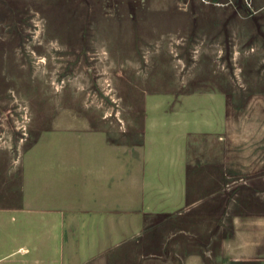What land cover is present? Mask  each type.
I'll return each mask as SVG.
<instances>
[{
	"label": "crops",
	"instance_id": "1",
	"mask_svg": "<svg viewBox=\"0 0 264 264\" xmlns=\"http://www.w3.org/2000/svg\"><path fill=\"white\" fill-rule=\"evenodd\" d=\"M3 32L0 58H16L22 39ZM2 98L0 135L16 120ZM249 102L264 106V96ZM176 106L173 117L143 115L124 138L53 117L27 146L13 132L0 144V264H264V145L257 215L245 214L230 190L244 180L231 171L248 168L230 163L229 94ZM251 217L257 226L245 227Z\"/></svg>",
	"mask_w": 264,
	"mask_h": 264
},
{
	"label": "rangeland",
	"instance_id": "2",
	"mask_svg": "<svg viewBox=\"0 0 264 264\" xmlns=\"http://www.w3.org/2000/svg\"><path fill=\"white\" fill-rule=\"evenodd\" d=\"M0 21L23 43L16 58H0L1 105L16 119L0 144L14 132L29 145L47 117L75 133L124 138L147 113L173 117L185 96L223 91L231 166L254 167L231 171L244 185L230 190L243 195L245 214L257 215L264 106L249 101L264 96V0H0ZM242 224L257 226V218Z\"/></svg>",
	"mask_w": 264,
	"mask_h": 264
}]
</instances>
